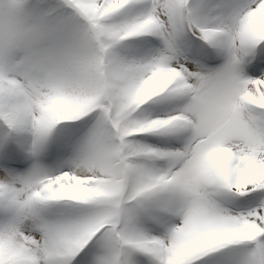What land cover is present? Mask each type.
Instances as JSON below:
<instances>
[{
    "label": "snow or ice",
    "instance_id": "obj_1",
    "mask_svg": "<svg viewBox=\"0 0 264 264\" xmlns=\"http://www.w3.org/2000/svg\"><path fill=\"white\" fill-rule=\"evenodd\" d=\"M0 264H264V0H0Z\"/></svg>",
    "mask_w": 264,
    "mask_h": 264
}]
</instances>
